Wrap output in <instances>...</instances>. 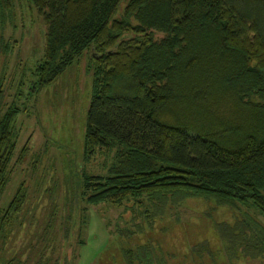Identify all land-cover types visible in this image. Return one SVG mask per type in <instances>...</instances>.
<instances>
[{
	"label": "trees",
	"instance_id": "1",
	"mask_svg": "<svg viewBox=\"0 0 264 264\" xmlns=\"http://www.w3.org/2000/svg\"><path fill=\"white\" fill-rule=\"evenodd\" d=\"M24 1L43 25L32 84H48L85 51L91 56L81 155L103 153L110 163L101 175L74 171L82 201L137 209L211 199L264 217V0ZM12 16V1L0 0V21ZM17 112L11 104L0 111V195ZM23 197L20 181L0 207V239ZM240 241L248 254H264L263 228ZM58 258L35 264H68Z\"/></svg>",
	"mask_w": 264,
	"mask_h": 264
},
{
	"label": "rangeland",
	"instance_id": "2",
	"mask_svg": "<svg viewBox=\"0 0 264 264\" xmlns=\"http://www.w3.org/2000/svg\"><path fill=\"white\" fill-rule=\"evenodd\" d=\"M11 1L13 18L0 21V111L11 104L18 112L0 207L20 181L24 197L2 228L0 264L10 258L9 264H35L48 256L61 263L62 254L68 264H264V254H248L240 241V235L264 229V217L252 209L198 198L159 208L90 205L74 193L76 169L101 175L110 163L103 153L81 155L91 56L85 51L48 84H32L43 54V25L24 0ZM81 215L84 223L77 232ZM66 216L69 227L61 242Z\"/></svg>",
	"mask_w": 264,
	"mask_h": 264
}]
</instances>
